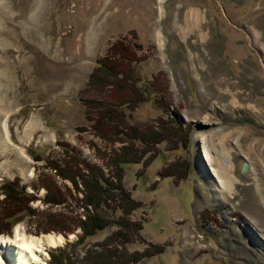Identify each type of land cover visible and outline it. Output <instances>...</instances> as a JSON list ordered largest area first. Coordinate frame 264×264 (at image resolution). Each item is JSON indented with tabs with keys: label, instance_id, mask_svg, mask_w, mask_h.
<instances>
[{
	"label": "rangeland",
	"instance_id": "rangeland-1",
	"mask_svg": "<svg viewBox=\"0 0 264 264\" xmlns=\"http://www.w3.org/2000/svg\"><path fill=\"white\" fill-rule=\"evenodd\" d=\"M117 41L141 47L137 64L119 59L134 81L118 79L112 93L116 104L131 101L126 123L165 122L172 133L176 119L189 143L175 137L157 146L165 155L128 164L122 186L142 205L130 216L113 212L109 226L79 244L81 228L52 230L92 213L85 189L46 167L64 165L67 143L81 169L90 163L117 181L108 162L125 143L97 135L94 108L86 118L88 100L104 96L88 79ZM203 141L227 160V187ZM179 162L190 167L185 180L160 175ZM53 182L62 205L45 202ZM19 188L35 198L20 206L34 215L1 236L18 226L26 236L69 238L45 246L40 264L60 249L84 264L88 251L105 248L148 254L133 264H264V0H0V213Z\"/></svg>",
	"mask_w": 264,
	"mask_h": 264
},
{
	"label": "trees",
	"instance_id": "trees-1",
	"mask_svg": "<svg viewBox=\"0 0 264 264\" xmlns=\"http://www.w3.org/2000/svg\"><path fill=\"white\" fill-rule=\"evenodd\" d=\"M119 42V43H118ZM111 49L109 54L105 58L100 59L96 66L92 70V74L88 79V85L96 86L99 93L104 94L103 99L92 98L88 100L87 104V119L89 116V111L91 109L96 110L95 117H91L95 120L94 126L96 128L97 135L101 137H107L106 135L110 132L114 133L118 140L125 143L117 151H113V156L109 159V164L115 165V175H117V181L113 182L111 179L105 178L100 169L93 167L90 163H83L84 169L80 167V159L76 156L78 153L74 149L69 148L68 144H64V165L59 161H51V163L46 167L49 170H54L56 176L71 180L74 187L79 190L78 179H80V184L84 187L85 194L83 195V202L88 207L91 205L92 213L88 210L86 211L85 218L79 217L74 220L73 224H64L61 229L50 228L48 231H62L66 233H72L79 227L82 229V233L79 238V244L87 240L88 237L94 236L100 230H104L107 226L112 223L113 212H119L122 210L123 213L129 215L139 209L142 205L141 202H137L132 199L130 192L123 188V175L122 172L128 164H149L154 158L159 155H165L166 152H160L157 146L165 144L168 140L178 137V141L182 143L184 148L188 147V136L187 131L183 127L176 123V119L173 123L172 133L168 124L165 122H158V127L149 126L144 129L133 127L126 123V115L124 109L129 106V101H121L120 103H115L114 97H112L113 91L116 89V81L120 78L132 76V68L129 72H122L120 67V58L128 62L138 63V52L141 50L140 45L134 43L133 45L124 43L123 41L114 42L110 45ZM140 61V60H139ZM126 80V79H124ZM128 83L134 81L131 77L126 80ZM132 99V98H131ZM160 99V98H158ZM128 100V99H124ZM133 100V99H132ZM134 101V100H133ZM143 102L141 98L138 99V103ZM117 112V113H116ZM119 112L123 113L121 118L118 116ZM120 126H123L120 129ZM116 138V139H117ZM172 150H175L172 149ZM74 166V167H73ZM189 166L183 162L175 163L173 166H168L166 169L160 172V175L165 177H176L178 180H185L187 172H189ZM85 171V172H84ZM47 192L45 194V202L53 205H62L65 200L60 199L61 191L57 187L56 183H52L46 186ZM81 191V190H79ZM16 194V195H15ZM15 194L9 196V201L12 204L9 206L10 209L6 210V207H2V213H0V222L5 224L7 229L0 228V233L4 235H9L10 230L13 226L22 219L25 215L31 214L30 208L26 207L24 209L20 208L22 204L25 206L34 201L35 198L29 196L25 193L24 189L19 191L16 189ZM85 207V210L88 209ZM28 208V209H27ZM54 218L60 219V216L55 215ZM4 226V227H5ZM121 232H115L112 234L110 240L106 241V246H109L112 239H118ZM77 244V243H76ZM75 245V244H74ZM78 245V244H77ZM74 247L73 245L71 248ZM148 256L147 253L137 252L135 254H129L127 251L118 253L117 249L111 248L100 250L93 254V252L88 251L85 258L84 264H133L137 261L142 260ZM50 264H71L70 255L64 250L60 249L59 252L52 251L50 257Z\"/></svg>",
	"mask_w": 264,
	"mask_h": 264
},
{
	"label": "bare ground",
	"instance_id": "bare-ground-1",
	"mask_svg": "<svg viewBox=\"0 0 264 264\" xmlns=\"http://www.w3.org/2000/svg\"><path fill=\"white\" fill-rule=\"evenodd\" d=\"M203 155L207 163L211 165L212 171L221 185L228 186V176L226 170L228 168L227 160H224L217 155L212 154L209 148L205 146V141L202 142ZM218 163L215 168L211 163ZM224 166V167H223ZM223 186V187H224ZM222 187V186H220ZM20 228H15L12 236H1L0 234V264H40L42 263V255H46L45 246L56 247L63 244L69 238L65 235L56 233L43 234L41 236H26L24 232L18 231Z\"/></svg>",
	"mask_w": 264,
	"mask_h": 264
},
{
	"label": "water",
	"instance_id": "water-1",
	"mask_svg": "<svg viewBox=\"0 0 264 264\" xmlns=\"http://www.w3.org/2000/svg\"><path fill=\"white\" fill-rule=\"evenodd\" d=\"M242 172H245V171H247L249 168H248V164H247V161H245V162H243V164H242Z\"/></svg>",
	"mask_w": 264,
	"mask_h": 264
}]
</instances>
